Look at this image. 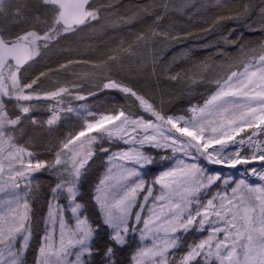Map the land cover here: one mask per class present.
Here are the masks:
<instances>
[{"label":"snow or ice","instance_id":"snow-or-ice-1","mask_svg":"<svg viewBox=\"0 0 264 264\" xmlns=\"http://www.w3.org/2000/svg\"><path fill=\"white\" fill-rule=\"evenodd\" d=\"M153 8L132 42L53 65L106 6L0 0V264H264V43L232 39L253 6L218 5L200 30L235 19L230 47H200L225 62L193 52L182 75L159 47L180 6ZM157 68L192 87L157 96Z\"/></svg>","mask_w":264,"mask_h":264},{"label":"rangeland","instance_id":"rangeland-1","mask_svg":"<svg viewBox=\"0 0 264 264\" xmlns=\"http://www.w3.org/2000/svg\"><path fill=\"white\" fill-rule=\"evenodd\" d=\"M219 0H176L175 4L180 6V11L172 12L175 16L177 15L179 20L184 24L187 22H191L192 16H194L195 9L199 6H203V8H207L208 4H216ZM241 3V0H240ZM243 3L250 4L253 6V10L255 15L252 18V23L255 24V28H250L248 25H242L241 28H238L235 35L232 37L233 40L237 39L240 36L241 30L244 32V39L241 41L243 45L249 47H257L259 43H264V33L260 31L262 25L260 24L261 20V8H264V0H243ZM106 10L103 12V19L101 21L102 26L99 27L98 38L102 40L105 38L106 32H112L114 30H119V28L126 26L125 20H120L110 15H106ZM173 17L172 19H176ZM225 22H222L223 27L220 30V34L213 33L211 35H207L200 30V26L194 30H189L186 32H181L179 35L181 36V42L176 43L172 41H166L163 45L159 46L161 51L160 55L167 56V59L164 61L161 68L167 65L173 69L172 74L181 73L185 69L191 67V62L188 60V57L193 52H199L200 56H196L195 60L198 63L201 60H207L210 64L215 63L216 65H220L225 62L224 58L216 59V51L215 49L208 50L207 48L202 49L200 46L207 44L211 45H220L219 48L227 49L230 47V41L227 39L230 33L232 32V28L237 25V21L235 19H225ZM141 31L146 30L148 27L147 24L143 25ZM141 31L137 32V34L129 37L127 42H132L136 35H138ZM176 34V33H174ZM75 40H78V36ZM64 44V43H62ZM76 46V45H75ZM126 46V45H125ZM68 47V46H66ZM79 50H81L78 46H76ZM54 55L59 57H65L67 54L72 55L73 58L77 57H86V53H83V50L79 51L75 48H68V52L66 51L65 46H61L58 48ZM78 52V54H77ZM239 55V49H234L231 52L226 53V56L235 57ZM53 57V56H52ZM92 59H97L91 57ZM55 65V63H53ZM83 66H75L76 71H81ZM161 68H157V76L151 75V69H149L148 73L143 74V79L145 81L144 87L150 88L155 93L163 94L165 99H170L172 96H176L182 94L186 91L188 87H192L191 85L185 86L183 80L180 83H175L170 81L167 76L162 74ZM55 79V77H52ZM196 87H201L197 85ZM194 96H198V92H193ZM158 96V94H157ZM218 167V166H213ZM191 239V237L189 238ZM30 259V257H29Z\"/></svg>","mask_w":264,"mask_h":264},{"label":"trees","instance_id":"trees-1","mask_svg":"<svg viewBox=\"0 0 264 264\" xmlns=\"http://www.w3.org/2000/svg\"><path fill=\"white\" fill-rule=\"evenodd\" d=\"M176 1V0H174ZM162 0H97L98 4H102L106 6V15H110L111 17L125 20L128 23L126 26L119 28V30H114L112 32H106L105 38L99 40L98 33L99 27L97 26L95 29H86L83 33L78 36V40H75L65 44L66 51L68 52V48H75L79 50L76 46H78L83 53H86V57H94L99 58L100 53L110 50L115 47L116 44L119 43L121 37H123L126 41L129 37L137 34V32L141 31L143 25L147 24L148 26L153 25L152 19L149 18V14L152 11H155L153 8L154 3H161ZM230 4L235 7L237 4H240V0H219L216 4H208L207 8H203V6H199L196 8L194 12V16H192L191 22L183 23L179 20L177 15L175 16L173 13H170V18H166L164 20L165 26L175 25L176 34H180L181 32H186L189 30H194L199 27L205 19L209 16L215 15L220 9L218 5ZM225 16L234 15V13L224 12ZM175 17L176 19H172ZM224 20L223 22H225ZM63 43V42H62ZM76 45V46H75ZM107 45V47H105ZM68 46V47H66ZM220 46V45H218ZM221 47V46H220ZM59 50V49H57ZM79 50V51H81ZM78 54V52H77ZM191 55V54H190ZM200 56V55H198ZM65 57L73 58L72 55L67 54ZM64 57H59L57 55H53L52 60L55 63L57 60L59 62H63ZM158 96L161 95L157 93ZM182 94L172 96L168 100H172L173 102L177 101ZM194 94V93H191ZM167 100V99H166Z\"/></svg>","mask_w":264,"mask_h":264}]
</instances>
